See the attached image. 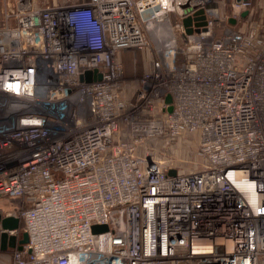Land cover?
Here are the masks:
<instances>
[{"label": "built area", "instance_id": "built-area-1", "mask_svg": "<svg viewBox=\"0 0 264 264\" xmlns=\"http://www.w3.org/2000/svg\"><path fill=\"white\" fill-rule=\"evenodd\" d=\"M44 4L10 1L0 25L12 264H264L260 0ZM145 50L152 82L127 98L122 54ZM181 136L197 137L193 170L138 153Z\"/></svg>", "mask_w": 264, "mask_h": 264}, {"label": "rangeland", "instance_id": "rangeland-1", "mask_svg": "<svg viewBox=\"0 0 264 264\" xmlns=\"http://www.w3.org/2000/svg\"><path fill=\"white\" fill-rule=\"evenodd\" d=\"M13 0H0V25L3 24L6 5ZM65 0H38L39 5L52 4V3H63ZM261 4L255 6L253 9L252 18H264V0H260ZM146 14L145 16H148ZM242 29H245V25L242 26ZM180 42L182 46H185V39L181 38ZM137 59V63L134 65V70L132 74L127 75L125 73V79L127 80V85L129 89L127 91V98L132 97L137 88L145 81V84H150L152 82V76L154 73L153 70V59L154 55L150 50H145L142 53L134 55ZM172 144V145H171ZM171 147L168 148L164 140L156 139L146 142L142 147L139 148V154L145 156L148 154L147 148L153 151L154 158L161 161L163 164L168 167H173L184 172L193 170L196 168L195 163H199L198 157H196V146H197V137L196 136H181L179 140H175L170 143ZM20 230L19 233H22V228L24 226L23 222H19ZM22 239V238H21ZM20 239V240H21ZM1 246V245H0ZM8 247L6 250H2L0 247V254L2 251L7 252L12 258V252ZM13 262V260H12Z\"/></svg>", "mask_w": 264, "mask_h": 264}, {"label": "water", "instance_id": "water-1", "mask_svg": "<svg viewBox=\"0 0 264 264\" xmlns=\"http://www.w3.org/2000/svg\"><path fill=\"white\" fill-rule=\"evenodd\" d=\"M29 2L31 0H28ZM202 13V12H200ZM192 24L191 18H187L184 20V25L186 27H189ZM187 31L190 33L192 32L191 29H187ZM172 99L169 96L167 98V102L171 103ZM172 110V107H169V111ZM171 174H176V171H172ZM1 223V229H0V245L2 250H6L8 247H16L17 246V236L16 234H10L11 232L18 230L20 228L19 221L13 217H6L0 220ZM108 230V227L105 225L102 226H94L93 232L94 233H101L106 232ZM28 234L24 233L22 236V239L19 241L18 248L20 250L23 249V246L28 243Z\"/></svg>", "mask_w": 264, "mask_h": 264}, {"label": "crops", "instance_id": "crops-1", "mask_svg": "<svg viewBox=\"0 0 264 264\" xmlns=\"http://www.w3.org/2000/svg\"><path fill=\"white\" fill-rule=\"evenodd\" d=\"M20 205V200L18 199H3L0 200V220L6 216L8 212L13 209L18 208ZM1 226V223H0ZM22 238V236L19 238ZM11 251V248L9 249ZM0 264H12V258L7 252L2 251L0 254Z\"/></svg>", "mask_w": 264, "mask_h": 264}, {"label": "trees", "instance_id": "trees-1", "mask_svg": "<svg viewBox=\"0 0 264 264\" xmlns=\"http://www.w3.org/2000/svg\"><path fill=\"white\" fill-rule=\"evenodd\" d=\"M122 62L124 65L125 73L131 75L134 70V65L137 63L136 57L132 53H123Z\"/></svg>", "mask_w": 264, "mask_h": 264}, {"label": "bare ground", "instance_id": "bare-ground-1", "mask_svg": "<svg viewBox=\"0 0 264 264\" xmlns=\"http://www.w3.org/2000/svg\"><path fill=\"white\" fill-rule=\"evenodd\" d=\"M140 87H141V85L139 86V87H137V88H134V89H140ZM11 217V216H10ZM13 218H15V217H13ZM15 219H17V218H15ZM19 222H20V220L19 219H17ZM1 229V228H0ZM11 234V233H10Z\"/></svg>", "mask_w": 264, "mask_h": 264}]
</instances>
